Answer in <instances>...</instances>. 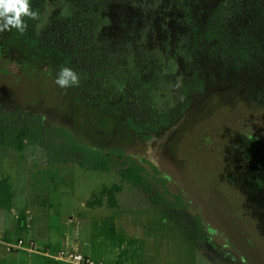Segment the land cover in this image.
Here are the masks:
<instances>
[{"label":"rangeland","instance_id":"obj_1","mask_svg":"<svg viewBox=\"0 0 264 264\" xmlns=\"http://www.w3.org/2000/svg\"><path fill=\"white\" fill-rule=\"evenodd\" d=\"M39 2L31 0L32 8ZM23 44L15 29L0 33V109L28 112L34 119L37 113L58 116L51 122L72 125L84 142L126 156L110 171H102L78 162L52 163L40 143H27L22 151L0 147V171L11 176L14 186V208L1 207L7 231L17 227L16 213L29 210L30 226L22 236L34 240L37 249L58 252L78 243L81 251L105 264H264L260 65L245 73L250 80L240 78L242 82L215 72L203 74L183 118L160 135L143 137L140 132H115L117 120L88 109L55 83L57 59L21 53ZM10 45L17 52H11ZM76 58L80 69L96 73L92 56ZM125 58L132 67H152L155 72L169 66L175 72L165 55ZM176 99L174 91L168 101ZM131 154L162 166L188 206L154 207L143 191L123 180L120 169ZM114 183L122 185L118 205H88L94 193ZM198 219L205 226L199 233Z\"/></svg>","mask_w":264,"mask_h":264},{"label":"trees","instance_id":"obj_2","mask_svg":"<svg viewBox=\"0 0 264 264\" xmlns=\"http://www.w3.org/2000/svg\"><path fill=\"white\" fill-rule=\"evenodd\" d=\"M65 1V10L64 0H40L33 8L40 18L26 20L29 27L21 34V53L51 56L60 68L75 69L80 84L68 91L88 109L117 120L115 132L160 135L183 118L203 74L215 72L222 79L242 82L240 78L254 66L264 70V0ZM77 55L92 56L96 73L80 69ZM125 55H165L175 72L169 66L155 72L152 67H132ZM174 91L177 99L169 103ZM55 117L37 113L34 119L28 112L1 108L0 147L22 151L27 143H40L52 163L78 162L102 171H110L126 156L84 142L72 125L52 123ZM126 158L121 178L143 191L152 206H188L184 196L172 189L162 166L136 154ZM121 189L120 183L104 186L88 205H118ZM0 206L14 207L11 176L2 171ZM28 217L26 211L19 214L17 233L28 228ZM196 226L197 233L205 228L199 219Z\"/></svg>","mask_w":264,"mask_h":264},{"label":"clouds","instance_id":"obj_3","mask_svg":"<svg viewBox=\"0 0 264 264\" xmlns=\"http://www.w3.org/2000/svg\"><path fill=\"white\" fill-rule=\"evenodd\" d=\"M40 12L32 8L31 0H0V33L12 31L23 34L28 30L26 20H38ZM55 83L61 89H68L80 84V74L73 68L62 66L56 74ZM175 87H181L179 80ZM182 100L183 97H180Z\"/></svg>","mask_w":264,"mask_h":264},{"label":"built area","instance_id":"obj_4","mask_svg":"<svg viewBox=\"0 0 264 264\" xmlns=\"http://www.w3.org/2000/svg\"><path fill=\"white\" fill-rule=\"evenodd\" d=\"M0 244H2L9 252L16 250H25L30 253H38L44 255L62 264H105L102 259L90 255H84L78 250L62 248L58 252H52L49 249H37V244L34 240H25L23 237L6 239L0 233Z\"/></svg>","mask_w":264,"mask_h":264},{"label":"crops","instance_id":"obj_5","mask_svg":"<svg viewBox=\"0 0 264 264\" xmlns=\"http://www.w3.org/2000/svg\"><path fill=\"white\" fill-rule=\"evenodd\" d=\"M2 208L0 206V233L6 239H15L17 237H23L22 233H17V230H16L17 227L14 228L12 231H7L8 226L4 225V220L5 222H7V219L6 217L4 219V215L1 211ZM6 211H12V210H6ZM27 212L29 213V210H27ZM19 214L20 213H16L15 215V218L17 219V223L19 220ZM30 220H31V215H29L28 217V227L30 226L29 224ZM67 249L78 250L84 255L93 256L89 252L86 253V252L81 251L78 243L70 244L69 246H67ZM112 257L114 259H117L115 258V254L113 251H112ZM0 264H62V263H58L55 260L49 257H46L44 255H41L38 253H30L25 250H16V251L9 252L6 250V248L2 244H0Z\"/></svg>","mask_w":264,"mask_h":264}]
</instances>
